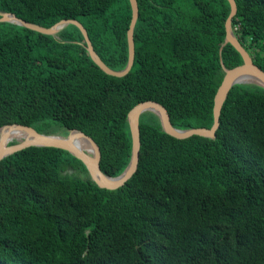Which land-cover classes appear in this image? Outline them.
<instances>
[{"label": "trees", "instance_id": "16d2710c", "mask_svg": "<svg viewBox=\"0 0 264 264\" xmlns=\"http://www.w3.org/2000/svg\"><path fill=\"white\" fill-rule=\"evenodd\" d=\"M135 63L125 77L92 60L80 29L57 36L0 23V128L92 137L101 169L132 156L130 111L165 106L178 129L211 128L225 72L228 0H137ZM233 30L264 71V0H235ZM0 10L51 28L77 20L111 69L126 68L130 0H0ZM216 139L180 140L141 116L138 170L99 188L82 161L32 147L0 162V264H264V88L235 85Z\"/></svg>", "mask_w": 264, "mask_h": 264}, {"label": "water", "instance_id": "95a60500", "mask_svg": "<svg viewBox=\"0 0 264 264\" xmlns=\"http://www.w3.org/2000/svg\"><path fill=\"white\" fill-rule=\"evenodd\" d=\"M231 5V13L226 21V44H231L242 56L243 64L232 69L224 68V78L218 88L214 99L213 117L214 123L211 128H192L178 129L173 126L170 114L165 106L157 101H144L136 105L128 115V122L132 136V156L126 170L117 177L106 175L101 169L102 153L96 141L81 131L71 130L67 135L61 134H44L33 127L21 124H11L0 128V162L10 157L11 155L32 147H50L65 150L78 158L86 166L91 179L102 189L117 190L123 187L137 172L140 162L141 151V116L147 112L154 113L159 117L163 131L180 140L188 139L193 136L216 139L217 131L220 127V119L225 101L230 90L235 85L240 84H255L264 88V71L257 66L250 53L240 43L233 30V19L238 12L237 3L235 0H228ZM132 6V20L128 30L129 44V60L125 69L116 71L109 68L100 58L94 49L90 40L88 31L83 24L77 20H62L51 28H46L37 24L27 22L18 18L15 14L0 10V23L9 22L27 29L36 31L43 35L57 36L58 33L69 25H74L80 29L85 41L87 50L92 60L106 74L115 77H125L132 70L135 63V40L134 31L139 18V5L137 0H130ZM246 75L255 78L254 82H245L242 78ZM12 132H20L24 134L25 139L22 141H9L8 135ZM80 137L85 139L91 146L92 151H85L75 144L74 138Z\"/></svg>", "mask_w": 264, "mask_h": 264}, {"label": "bare ground", "instance_id": "6f19581e", "mask_svg": "<svg viewBox=\"0 0 264 264\" xmlns=\"http://www.w3.org/2000/svg\"><path fill=\"white\" fill-rule=\"evenodd\" d=\"M242 80H244L245 82H254L255 78H253L252 76L246 75L242 78ZM8 139L9 141L15 142V141H22L25 139L24 134L20 133V132H12L11 134L8 135ZM74 142L76 145H78L80 148H82L85 151H92L91 146L89 145V143L80 137H75L74 138Z\"/></svg>", "mask_w": 264, "mask_h": 264}]
</instances>
